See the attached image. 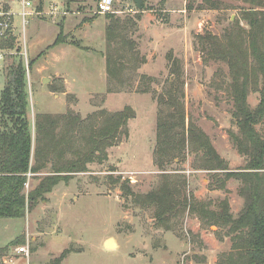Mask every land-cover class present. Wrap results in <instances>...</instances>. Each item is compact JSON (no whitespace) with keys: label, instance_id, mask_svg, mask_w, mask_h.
Returning a JSON list of instances; mask_svg holds the SVG:
<instances>
[{"label":"rangeland","instance_id":"1","mask_svg":"<svg viewBox=\"0 0 264 264\" xmlns=\"http://www.w3.org/2000/svg\"><path fill=\"white\" fill-rule=\"evenodd\" d=\"M8 1L0 0L12 10L16 47L26 66L33 62L26 72L31 121L39 114L75 116L99 126L100 112L112 114L126 108L134 116L115 145L107 147L104 155L96 154L98 158L86 164L85 172L60 181L24 218L0 219V248L18 240L1 264H216L232 245L226 229L203 224L188 209L161 225L154 218L156 206L145 197L166 179L176 184L189 203L202 204L209 212L217 213L221 203L227 204L232 217L241 212L240 181L204 170L201 146L187 134L183 147L163 156L158 151L162 146L157 122L158 97L167 99L169 79L174 78L169 71L171 57L184 84L180 102L186 125L207 138L229 172L245 166L246 159L229 134H236L237 127L224 84L228 66L208 58L198 46V36L222 40L231 30L247 31L243 12L248 3L143 0L142 9L137 10L131 0H113L112 12L101 14L99 0L70 4L32 0L34 14L23 24L19 6ZM111 21L119 23L112 29L116 35L112 44L125 40L133 46L122 50L130 62L119 80L106 73V28ZM58 35L60 43L47 50ZM9 53L0 50V90L3 60ZM249 89L247 102L254 108L260 99V76ZM256 129L262 133L264 124ZM86 134L77 128L72 150H84ZM38 182L29 177L26 192ZM109 238L116 246L105 248ZM22 246L28 248L27 255L16 252Z\"/></svg>","mask_w":264,"mask_h":264},{"label":"trees","instance_id":"2","mask_svg":"<svg viewBox=\"0 0 264 264\" xmlns=\"http://www.w3.org/2000/svg\"><path fill=\"white\" fill-rule=\"evenodd\" d=\"M65 1L70 4L76 0ZM244 2L249 5L243 12L249 27L247 31L231 30L222 40L211 35L198 36V46L208 58L228 66V81L224 84L233 102L232 118L237 127L236 134H229L238 153L245 157V166L229 172L227 164L218 157L207 138L191 124L186 125L180 102L184 84L180 81L178 63L171 57L169 71L174 78L169 79L167 99L158 97L160 115L157 122V140L162 146L158 151L163 156L183 147L187 134L201 146L204 170L219 171L228 179L240 181L241 212L232 217L226 203L220 204L217 213L209 212L202 204L189 203L176 184L170 185L166 179L145 197L156 206L154 218L161 225L188 209L189 213L197 214L203 224L226 229L232 245L228 253L218 257L216 264H264V131L260 133L256 129L264 124V0ZM117 24L118 21H111L106 28V73L113 80H119L130 62L122 53L124 46L133 48L132 43L125 40L112 44L116 38L112 29ZM14 41L10 31L0 37V50L11 51L3 60L4 85L0 91V219L24 218L26 212L43 201L60 181L85 172L86 164L98 158L96 154L102 151L104 155L107 147L115 145L127 120L134 116L133 111L126 108L112 114L100 112L99 126L93 122L83 123L75 116L39 114L31 121L26 70H30L33 62L26 66ZM59 43L58 35L47 50ZM259 76L260 99L251 108L247 102L249 88ZM77 128L81 133L87 132L82 138L84 150L80 151L71 149ZM42 172L46 174L38 178ZM29 177L39 182L26 192ZM165 227L168 229L167 225ZM17 243L18 240L0 248V264L9 248Z\"/></svg>","mask_w":264,"mask_h":264},{"label":"built area","instance_id":"3","mask_svg":"<svg viewBox=\"0 0 264 264\" xmlns=\"http://www.w3.org/2000/svg\"><path fill=\"white\" fill-rule=\"evenodd\" d=\"M32 0H9L8 4H17L19 6L20 12L19 15L21 16L23 20V24L25 23V19L27 17H30L32 14H34V10L30 9L32 7ZM6 3V2H5ZM0 2V37H2L7 31H10L13 33L12 29V10L8 7H6L4 4ZM113 0H99L97 4L98 13L105 14V13H111L113 10ZM52 9L56 10V7L53 6ZM13 19V18H12ZM1 59V56H0ZM1 66V62H0ZM28 73V71L26 70ZM16 252L18 254L27 255L28 248L22 246L18 247L16 249Z\"/></svg>","mask_w":264,"mask_h":264},{"label":"water","instance_id":"4","mask_svg":"<svg viewBox=\"0 0 264 264\" xmlns=\"http://www.w3.org/2000/svg\"><path fill=\"white\" fill-rule=\"evenodd\" d=\"M131 1H132V3H133L134 7H135L137 10L142 9V7H143V0H131ZM46 81H47V79H45V78H43V79L41 80L42 83H44V82H46ZM103 246H104L105 248H112V247L116 246V244H115V241H114L113 239L109 238V239H107L106 241H104Z\"/></svg>","mask_w":264,"mask_h":264},{"label":"crops","instance_id":"5","mask_svg":"<svg viewBox=\"0 0 264 264\" xmlns=\"http://www.w3.org/2000/svg\"><path fill=\"white\" fill-rule=\"evenodd\" d=\"M14 31V30H13ZM1 91V90H0Z\"/></svg>","mask_w":264,"mask_h":264}]
</instances>
